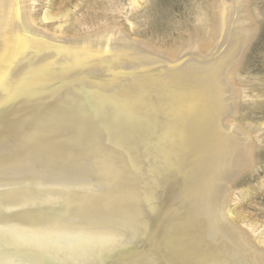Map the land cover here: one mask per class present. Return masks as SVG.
I'll use <instances>...</instances> for the list:
<instances>
[{
	"label": "bare ground",
	"instance_id": "bare-ground-1",
	"mask_svg": "<svg viewBox=\"0 0 264 264\" xmlns=\"http://www.w3.org/2000/svg\"><path fill=\"white\" fill-rule=\"evenodd\" d=\"M38 1L0 0V264H264L241 203L264 149L243 57L260 0H190L157 40V0L140 22L92 0L54 31L71 9Z\"/></svg>",
	"mask_w": 264,
	"mask_h": 264
},
{
	"label": "rangeland",
	"instance_id": "rangeland-1",
	"mask_svg": "<svg viewBox=\"0 0 264 264\" xmlns=\"http://www.w3.org/2000/svg\"><path fill=\"white\" fill-rule=\"evenodd\" d=\"M86 1L88 0H84V1L83 0H48V1L40 0L37 3L35 13L38 14L39 17L41 16L40 18H43L42 15L45 13V11H49L51 15H59L63 11H68L71 9L68 18L59 17L57 19L47 21L48 25L51 26L50 27L51 30L54 31L55 29L59 28L58 25L61 23L65 24L69 20L71 22H74L75 20L80 19V17L83 14L86 13L89 14L88 8L93 5L92 2L94 0L93 1L89 0L88 2ZM137 1H139L141 7H138L139 9L135 12L132 10V8H130L131 7L130 0H107V1L101 0L102 4L100 3L101 5H99L100 7L98 6V8L101 9L103 8V6H105L103 10L102 9L100 10L104 16L103 17L104 22L106 21L124 22L125 21L124 19L128 16L134 18L136 17L137 20L140 22L141 21L140 19L142 20L144 19L141 16L143 12L144 11L148 12L146 11V7H147L146 5H148L147 4L148 0H137ZM188 2H190V0H157L156 4L157 5L159 4V6L157 7L156 11L152 10L154 15L152 14L150 15V18L144 19L143 20L144 24L141 23L143 29L144 28L146 29V31L143 33L144 35L142 36L144 37L146 36V38L149 39L151 36L152 39L157 40L158 34L156 32V28H155L156 25L154 23V19H156L159 16L165 18L172 17L175 18L176 20L187 23L188 19L187 20L185 19L188 17V12H186L187 11L186 9H188V6H186V4ZM259 2H260L258 3L259 5L257 4V2L255 3L258 5V7L260 6L259 8L264 15V0H260ZM61 10L62 12H60ZM84 10H86L87 12ZM79 14L81 15L79 16ZM260 25L261 27L259 29V34L256 37H254V40L251 43L249 50H247L248 52L246 51L243 57L246 60L245 66L249 68L248 73H250V75L254 76V78L256 79L263 78L264 80V21L261 22ZM263 100L264 97L260 100L255 99V101L260 102V105L257 108H255V110L249 111V120L247 121V123L254 121L255 123L254 127L257 126L254 128L255 134H259L261 132L262 134L259 135L262 136L264 140V104H263L264 101ZM259 153H258L259 166H256L257 170L248 174L249 176L245 175L243 177L245 178L244 183H246L245 186L243 187H248L249 185L250 187L252 186L251 197L247 199L248 201L244 200L245 203L243 201L241 203L243 204L245 213L250 215V217H252L253 220L257 219L256 220L257 222H259L260 224L262 223L264 224V166H263L264 149ZM239 205L240 203L238 204V206ZM244 223H246L244 225H249L248 220Z\"/></svg>",
	"mask_w": 264,
	"mask_h": 264
}]
</instances>
